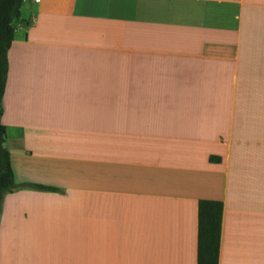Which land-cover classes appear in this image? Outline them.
I'll list each match as a JSON object with an SVG mask.
<instances>
[{"label": "crops", "instance_id": "crops-1", "mask_svg": "<svg viewBox=\"0 0 264 264\" xmlns=\"http://www.w3.org/2000/svg\"><path fill=\"white\" fill-rule=\"evenodd\" d=\"M2 99L0 264H264V0H23ZM210 156L216 158L210 159Z\"/></svg>", "mask_w": 264, "mask_h": 264}, {"label": "trees", "instance_id": "trees-1", "mask_svg": "<svg viewBox=\"0 0 264 264\" xmlns=\"http://www.w3.org/2000/svg\"><path fill=\"white\" fill-rule=\"evenodd\" d=\"M23 0H0V213L4 195L26 187L44 191L60 189L39 183L17 184L10 152L5 145L6 126L2 123V99L5 92L8 59L7 52L14 38V21L19 17ZM211 160L213 156H210ZM222 202L214 199L198 200L197 264H217L221 234Z\"/></svg>", "mask_w": 264, "mask_h": 264}]
</instances>
